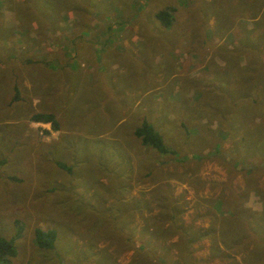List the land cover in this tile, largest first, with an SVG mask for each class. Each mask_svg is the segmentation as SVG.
I'll return each mask as SVG.
<instances>
[{"label":"rangeland","instance_id":"rangeland-1","mask_svg":"<svg viewBox=\"0 0 264 264\" xmlns=\"http://www.w3.org/2000/svg\"><path fill=\"white\" fill-rule=\"evenodd\" d=\"M75 1L85 8L75 9L73 0H56L55 8L51 6L50 11L43 14L24 7L18 11L15 9L18 2L8 1L9 7L0 2V99L4 96L10 99L11 117L21 118L23 114L28 117L37 109H52L61 130L58 134L53 130L50 133L49 126L45 128L16 119L1 127V139L13 135L9 143L15 153L7 155L8 140H0V237L13 235L17 228L13 226L14 220L22 226L21 235L14 240L16 254L9 264H82L85 260L86 264H91L96 263L101 253L102 264H161L158 260L163 259L162 264H234L230 259L210 257V244L205 236L185 246L178 241L177 234L167 237L164 230L154 242L157 248L154 247L153 256L138 250H142L140 237L151 242L149 234L141 231L144 220L150 223L151 216L164 211L169 213L172 207L178 211L172 222L193 229L205 227L208 222L209 217L202 215L205 203L201 198L215 199L232 190L239 194L238 200L243 206L251 210L262 206L257 191L264 190V81L256 82L255 92L250 94L254 95L252 100L248 101L245 95L241 98L244 122L236 123V116L229 117L225 111L213 112L212 108L219 106L217 96H221L212 87H221V83L225 87V81L210 77V65L220 56L215 47L233 45L242 30L234 37L228 34L232 26L215 32L210 16L216 11L217 27L221 29V5L225 6L227 21L241 0L204 1L200 3L201 10L199 0H133L130 4L129 0ZM163 7L171 9L170 15L174 16L172 28L166 35L149 28V23L156 24L153 12ZM39 15L53 19L39 24ZM122 19L124 22L120 21ZM115 26L122 30L106 34V27ZM149 29L152 34H147ZM193 30L197 37L193 36ZM105 35L113 39L106 57L100 61L98 45L93 42L101 41ZM155 38H158L155 42L163 44L151 49L147 41L153 42ZM124 51L130 54V58H124L130 59L128 63L133 65L131 52L138 54L135 57L138 75L150 64L151 53L158 54L159 60L164 59L168 80L163 83L161 96L153 101L154 111H147V105L140 100L136 106L125 108L117 120L122 124L121 139L131 151L128 152L129 162L117 165L116 161L108 159L104 165L88 163L81 149L83 136H87L85 131L83 134L82 123L77 117L62 118L59 112L57 97L70 94L68 80L62 81L70 73L77 74L81 81V74L87 72L96 82L104 71L106 59L111 54L118 56V52L124 55ZM233 52V49L227 51V57ZM66 63L69 64L61 69ZM114 65L110 74L118 69L112 68ZM52 74L54 90L51 89ZM59 80L62 87L58 88ZM42 84L46 92L53 91L52 108H49L48 98H41ZM165 95L171 102L166 101ZM243 101L248 103L243 104ZM165 106H169L171 112L163 115ZM3 110L0 100V113ZM142 117L151 122L164 144L173 148L175 154H158L130 132ZM221 117L224 130L217 124ZM229 118H234L235 124L229 123ZM91 120L94 125L98 124L97 118ZM101 122L104 124L106 119L102 118ZM126 123L131 125L130 131ZM232 126H239L234 137L227 135L228 130L230 134L233 132ZM24 130L28 134L26 141L22 140ZM46 130L48 135H44ZM57 135L58 140H54ZM240 135H244L243 140L239 139ZM62 138H66L67 147L62 146ZM24 143L22 154L17 155L16 151ZM93 148H83L84 154L89 157ZM144 148L154 154L144 153ZM121 166L127 171H121ZM113 173L118 175L113 177ZM56 175L61 176L60 183L56 182ZM94 177L102 180L96 182ZM88 183L91 187L86 189ZM111 185L113 191L109 189ZM153 190L160 197L155 198ZM104 199H110L115 210L102 209L99 202ZM131 203L137 206L135 222L133 216L131 220L128 216ZM117 207H120L122 223L129 221L130 224H114L112 218L118 213ZM163 219L164 226L171 222L168 217ZM50 226L57 230V244L52 249L37 247L33 228ZM178 246L185 247V253L178 250ZM156 254L163 259H157ZM140 255L144 256L139 258ZM235 261L240 264L238 255Z\"/></svg>","mask_w":264,"mask_h":264},{"label":"crops","instance_id":"crops-1","mask_svg":"<svg viewBox=\"0 0 264 264\" xmlns=\"http://www.w3.org/2000/svg\"><path fill=\"white\" fill-rule=\"evenodd\" d=\"M204 1L211 2L214 0H199L198 1L199 10H201L200 3ZM161 9H165V8L163 7L153 12L152 17L155 19L156 24L152 22L150 25L149 23V28H153L156 33L161 32L163 35H166V32L170 28H172L174 22V16H172V20L170 24L166 26H162L154 16L155 13ZM221 9H222V15L220 18L221 29L217 27L218 19H217L216 11L210 16V19L212 18L211 28H213L215 32H219L222 29H228V27L230 28L232 26V31L229 32L227 31L229 37L231 36L234 37V35L240 33L241 30H242V34L238 35V37L235 38V41L233 40L234 44L231 46L226 47L225 45H223L221 47H215L216 52H219L220 56L217 55V58H215L214 62L211 63L210 65V72H211L210 77H212V80L225 81L224 82L225 87L222 85L223 83H221V87L220 85H214V87H212L217 91H219V93L221 94V96H217V100L220 102L219 106H217V108L214 107L212 108L214 109L213 112L220 111L224 113L225 111L230 115V117H234L233 115L241 113V107H242L241 98L243 97V95H245L246 98L248 97L247 99L249 101V96L251 92L252 91L253 93L255 92L256 82H258L259 80L264 81V0H241V4L238 6L235 12H231L230 17L227 21L225 18V13H226L225 6L221 5ZM201 18H204V16H202ZM223 24H225L224 27ZM119 27L120 26L106 27L107 28L106 34H111L114 33L115 31L122 30ZM131 28L132 30H134L133 26H131ZM194 32L195 30L192 31V33ZM147 34H152L150 33V29ZM193 36L197 37L196 33H194ZM164 37L165 39H167L166 36ZM112 39L113 38L110 37L109 35H105L101 37V41L93 42L98 45L97 48L99 51L98 58L100 61L102 60V58L106 57V54L110 49L109 46L112 43L110 42V40ZM156 40H158V38H155V40L153 41L154 43L147 41L150 43L149 47L151 49H154L155 47L161 46L163 44L161 42H155ZM124 45H133V44L124 43ZM231 49H233L234 52L231 56L227 57V51ZM238 51H244V53H239ZM124 52H125L124 55H121L122 53L118 52V56L111 54L109 56V59H106V63L104 65L105 67L104 71L100 73V76H98L99 78L96 82H93L92 79L89 78L87 72H83V74H81V81L79 76L73 73L66 75L62 81V82H67L68 80L70 94H67L63 98L57 97V99L59 100V112L61 113L62 118L69 120L71 118V120H73L75 117H77L80 123H82L83 134L85 131L87 136H83L84 137L83 139L80 137L83 140L81 149L83 156L88 163L93 161V162H97L98 165L99 164L104 165L108 159L116 161L117 165L121 163H125L126 165V163L129 162L130 157L128 156V152L131 151L127 150L128 147L124 144V140L121 139L122 124L121 123L119 124L117 120L120 119V116L125 108H129L131 105L136 106L140 100H143L145 105H147L148 107L147 111H154L155 108H153L154 106L153 101L155 100V98L161 96V88L163 87V83H165L168 80V75L164 73V59L159 60L158 54H156V56H153V53H151L150 64L144 68L142 74L138 75L136 72L137 66L135 61V57H137L138 54L131 52L132 56H134V62H135V65H133L128 63L130 59L124 58V57L130 58L129 52L128 51H124ZM241 56H243V59ZM119 57L121 60H119ZM224 58H226V60ZM145 59L147 60V55L145 56ZM114 63L115 65L112 66V68L116 67L118 69H116L117 70L116 72L112 71V74H110L111 65ZM68 64L69 63H66L64 66L61 67V69ZM52 79L54 85L51 89L55 88V79L53 74H52ZM60 82L61 81L59 80L58 88L62 87V83ZM34 83L35 84L37 83L36 79H34ZM65 88L67 87H64V89ZM51 89L46 92V90L44 89V85L42 84L41 98L44 97L48 98L49 108H52L53 105V99H52L53 91H51ZM43 94L46 95L43 96ZM252 97H254V95ZM165 99L167 102H171L168 95H165ZM0 100L4 107L3 112L0 113V133L3 132L1 127L9 124L10 122L13 121V119L20 121L23 120L24 122L25 121L33 122L35 124L36 123L41 124L45 128L46 126H49L50 133L51 130H53L55 134L61 132L60 124L57 121L55 117V112L52 111V109L51 110L37 109V111L34 112H43V113L52 114L53 118L56 121L57 129H52L50 127L49 122H39V121L30 120V115L32 112L28 115V117H26L25 114H23L21 118L16 116L11 117L9 113L11 112V110H13V108L9 107L8 103L10 102V99L7 98V96H4ZM248 101H243V104H247ZM115 103L117 105H115ZM15 105L19 106L18 103L17 104L13 103V106ZM249 106L250 105H248V107ZM6 107H9V109H6ZM165 107L166 109H162L163 115L169 114L171 112L169 110V106H165ZM226 107H228V109H226ZM93 118L98 119L97 125L93 124L91 120ZM102 118L106 119V122L104 124H102L101 122ZM236 118L238 121H240L241 116ZM142 119L144 118L142 117L139 122H141ZM238 121H236V123ZM228 122L231 124H235L234 118H229ZM125 126H127L128 128L127 131H130L131 125H128L126 123ZM135 127H133L130 132L133 133ZM8 132L9 131H7V133ZM107 134H112V135L110 138L103 137L104 135ZM27 135L28 134L25 133L24 130L22 134L23 141L27 140ZM44 135H48L47 130L44 133ZM12 138H13L12 134L10 137L3 136L2 139L0 138V140L2 141H4L5 139L8 140V146H6L5 149L7 155H11V154L13 155V153H15L14 151H12L13 146H11L9 143V140ZM62 139H63L62 146L67 147L68 145L66 142V138H62ZM54 140H58V135ZM25 144L26 143H24V145L21 146L20 150L16 151L17 155L22 154L21 151L23 150V148H25ZM88 146L95 147L92 149L93 150L92 154L89 157H87L84 154V149H83V148H88ZM66 151L68 152V149H66ZM147 152H149L148 154L150 155L154 154V152L145 149L144 153ZM64 160L66 161V159ZM57 164L60 166V164L62 163L58 162ZM122 169L126 170L124 166H121V171ZM40 174L41 176H44V173H40ZM117 175L118 173H113V177H116ZM55 180L57 183H60L61 176L56 175ZM101 180L102 179L98 178L96 179V182ZM102 183L104 186H107L105 181H103ZM85 187L86 189L90 188L91 187L90 183H88ZM109 189L113 191V185L109 186ZM99 203H102V209L104 210H111V209L115 210L116 206L115 205L111 206L110 199H104V201H100ZM116 209L118 210V213L115 214L114 217L112 216L114 224L120 226L130 224V222L127 221L128 219H126L127 222L122 223V219H119L120 207H117ZM48 210H53V208H49ZM54 216L60 219V217L55 212H54ZM128 216H129V220H131L133 216L134 222L136 221L137 206L135 203L133 206L131 203V206L129 207ZM50 229L56 231L55 232L56 236L53 240L52 247L46 249H52L57 244V230L53 226H50ZM101 259H102V253L96 259V263H91V264H102V261H100ZM86 263L87 262L85 260L82 264H86Z\"/></svg>","mask_w":264,"mask_h":264},{"label":"trees","instance_id":"trees-1","mask_svg":"<svg viewBox=\"0 0 264 264\" xmlns=\"http://www.w3.org/2000/svg\"><path fill=\"white\" fill-rule=\"evenodd\" d=\"M8 1L12 3L18 2L15 4V9H19L18 11L24 7L26 9L41 11V13L43 11L48 13L51 6L55 8L56 3V0ZM8 1L0 0V2L9 7ZM80 1L83 2L85 0ZM132 1L133 0H129L128 3L130 4ZM85 3L89 2L85 1ZM72 4L74 8H77L78 10H83L85 8L83 5L79 6V3L75 0H73ZM54 10L52 14L53 17ZM170 10L171 9L165 8L155 13V18L162 26L170 24L172 20ZM53 17H43L42 15H39L37 17V22L42 24L43 20L50 18L53 19ZM124 20L125 19H122L120 21L124 22ZM12 99H16V93L13 95ZM249 100H252V96L249 97ZM240 114L242 119L238 122H244L246 120V116L244 117L242 112ZM233 116L238 117L237 114ZM30 120L49 122L52 129H57L56 121L53 118V115L50 113L33 112L30 115ZM217 124L219 125L220 130H224L222 128L224 127L222 117L220 118V123ZM238 127L239 126H237V128ZM230 128L233 130V132L230 134V131L228 130V136L232 135L231 137H234L236 134H238L237 128L235 126ZM133 134L139 138L142 144L150 146L158 154H175V150L173 148L167 147L164 144L159 132L144 119H142V121L134 128ZM243 136L244 135H240L239 139L243 140ZM60 166L63 165L60 164ZM247 168H249V166ZM250 170H254L253 167H250ZM257 193L262 204L259 210H251L250 208L243 206L238 200L239 194H236L232 190H229L226 195L219 194L215 199L207 197L201 198L200 201L205 203V209L203 210L202 215L209 217L207 219V225L202 228L192 229L191 226L182 228L176 222H172V220H174L175 216L178 214V211L173 207L170 208L169 213L164 211L158 213L156 217L151 216V222L149 223L147 220H144V224L141 227L142 232L149 234L151 242L140 237L139 245L142 250L138 251L143 253L146 252L153 256L155 254L154 249L156 250L157 248L154 242L158 238L157 235L162 234L161 232L164 230L167 232V237L177 234L179 236L178 241L182 242L185 246L195 242L197 239H199V237H207L210 244V257H216L218 259H230V262L236 264L237 262L235 261V257L238 255L240 264H264V190H258ZM153 194L155 195V198L160 197V194L154 190ZM168 201L171 202V200ZM179 212H181V210ZM164 217L171 219V222L165 226L163 224ZM13 226H16L17 228L10 238L0 237V264H9L11 259L16 254L14 240L16 237L21 235L22 226L18 220L13 221ZM32 235L35 245L41 248L52 247L53 240L56 236L55 230L50 228L41 229L39 227L33 228ZM178 248V250H184L185 253V247L178 246ZM143 256L144 255H140L139 258ZM156 258L163 259L158 254H156ZM158 261H160L162 264L164 259Z\"/></svg>","mask_w":264,"mask_h":264}]
</instances>
